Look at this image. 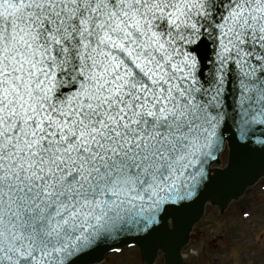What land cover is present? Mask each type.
<instances>
[{"label":"snow or ice","instance_id":"6c2138e0","mask_svg":"<svg viewBox=\"0 0 264 264\" xmlns=\"http://www.w3.org/2000/svg\"><path fill=\"white\" fill-rule=\"evenodd\" d=\"M228 141L264 149V0H0V264L150 235Z\"/></svg>","mask_w":264,"mask_h":264},{"label":"rangeland","instance_id":"374dc122","mask_svg":"<svg viewBox=\"0 0 264 264\" xmlns=\"http://www.w3.org/2000/svg\"><path fill=\"white\" fill-rule=\"evenodd\" d=\"M227 149L220 156L226 163ZM247 213V215H245ZM183 264H264V173L223 210L210 201L182 249ZM159 253L153 264H164ZM95 264H146L135 245L106 253Z\"/></svg>","mask_w":264,"mask_h":264},{"label":"water","instance_id":"95a60500","mask_svg":"<svg viewBox=\"0 0 264 264\" xmlns=\"http://www.w3.org/2000/svg\"><path fill=\"white\" fill-rule=\"evenodd\" d=\"M225 144L228 161L224 168L210 167L213 177L211 189L186 202L180 211L170 210V214H162L150 235L139 234L135 240L125 238L101 244L90 254L88 264L100 261L108 250L128 243L139 246L140 257L148 264L154 260L158 250L164 253L166 264H181L180 249L187 242L192 225L201 217L206 200L211 199L222 208L232 197L239 196L247 186H251L264 171V149L253 145L242 147L233 141Z\"/></svg>","mask_w":264,"mask_h":264}]
</instances>
